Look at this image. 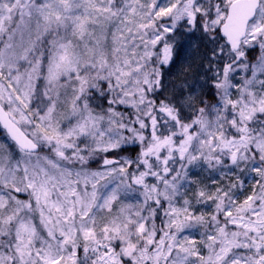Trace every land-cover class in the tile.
Masks as SVG:
<instances>
[{"label":"snow or ice","instance_id":"6c2138e0","mask_svg":"<svg viewBox=\"0 0 264 264\" xmlns=\"http://www.w3.org/2000/svg\"><path fill=\"white\" fill-rule=\"evenodd\" d=\"M0 264H264V0H0Z\"/></svg>","mask_w":264,"mask_h":264}]
</instances>
